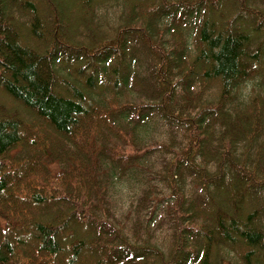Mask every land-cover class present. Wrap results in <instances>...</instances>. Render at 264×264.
Returning a JSON list of instances; mask_svg holds the SVG:
<instances>
[{
	"label": "trees",
	"instance_id": "trees-1",
	"mask_svg": "<svg viewBox=\"0 0 264 264\" xmlns=\"http://www.w3.org/2000/svg\"><path fill=\"white\" fill-rule=\"evenodd\" d=\"M222 1L0 0V264H264V0ZM154 153L165 237L113 202Z\"/></svg>",
	"mask_w": 264,
	"mask_h": 264
},
{
	"label": "rangeland",
	"instance_id": "rangeland-1",
	"mask_svg": "<svg viewBox=\"0 0 264 264\" xmlns=\"http://www.w3.org/2000/svg\"><path fill=\"white\" fill-rule=\"evenodd\" d=\"M222 5L228 6L229 3L227 0H224L222 1ZM40 16L43 19L46 18L44 13H41ZM19 39H22V41L25 40L24 42L28 41V32L23 31V33L20 34ZM252 86L253 85L249 83L244 87L242 93L245 95L250 92ZM1 95L2 94L0 93V97ZM6 100L8 101V99ZM8 102L11 103L10 101ZM2 114L5 116V112ZM176 133L178 138H183V132L181 130L176 131ZM170 134L176 136L175 131H173L169 125L166 123H158L149 127L144 139L146 143H150L157 140L168 139ZM30 150L31 149L28 147L25 148L19 146L13 150V153L34 152V150ZM160 161V154L154 153L150 159H147L143 163L142 167L137 168V172L133 174L131 179L128 178L122 180L116 187L113 199L114 206H116V213L119 219L126 224L129 233H131V230L136 223V219H139L142 224L151 225L161 237H165L169 233V224L166 222V215L171 201L166 199L169 191L164 187L163 183L157 179L158 168L161 166ZM49 170H51L53 175H58V172H61L62 170L61 163L57 160H53L49 163ZM145 189L146 192H148L149 189H152V198L149 202L150 205L146 210L139 205Z\"/></svg>",
	"mask_w": 264,
	"mask_h": 264
}]
</instances>
